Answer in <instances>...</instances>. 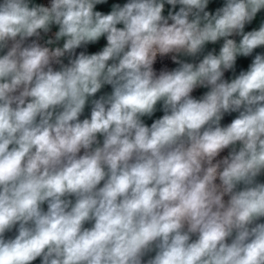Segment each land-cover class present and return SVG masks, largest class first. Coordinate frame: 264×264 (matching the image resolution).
Segmentation results:
<instances>
[{
  "label": "clouds",
  "instance_id": "obj_1",
  "mask_svg": "<svg viewBox=\"0 0 264 264\" xmlns=\"http://www.w3.org/2000/svg\"><path fill=\"white\" fill-rule=\"evenodd\" d=\"M0 264H264V0H0Z\"/></svg>",
  "mask_w": 264,
  "mask_h": 264
}]
</instances>
